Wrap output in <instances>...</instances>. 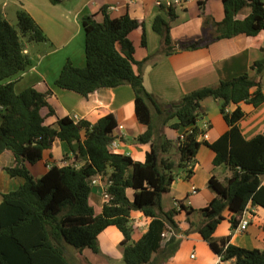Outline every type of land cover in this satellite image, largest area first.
Returning <instances> with one entry per match:
<instances>
[{
    "label": "trees",
    "instance_id": "16d2710c",
    "mask_svg": "<svg viewBox=\"0 0 264 264\" xmlns=\"http://www.w3.org/2000/svg\"><path fill=\"white\" fill-rule=\"evenodd\" d=\"M49 1L51 4L62 2ZM198 4L203 24L211 23L212 31L198 40L174 44L168 22L157 16L153 29L163 45L158 55L206 47L239 34L254 36L264 29V0H222L224 17L220 22L206 12V0ZM161 7L170 18L174 17L172 7ZM246 7L250 12L243 19L236 18ZM101 12L102 22L94 15L84 16L81 21L85 34V66L78 68L67 61L55 85L86 97L98 88L129 84L134 93L137 119L146 127L135 141L148 145L149 151L143 161H134L129 155L109 150L117 127L113 113L93 124L86 120L74 122L67 116L58 118L56 127L44 124L40 109L47 106L45 94L32 87L17 93L11 79L31 63L24 53L25 43L44 42L47 38L25 10L16 11L15 26L0 10V154L13 155V166L5 170L9 176L24 180L15 190L1 194L0 264H71L66 247L78 251L89 248L98 253V234L110 225L122 235L124 264H154V259L166 251L168 243L175 242L174 234L165 242L162 234L177 231L173 219L176 211H164L161 196L175 179V169L191 163L202 144L214 151V166L225 167L230 176L223 181L213 176L209 179L208 187L214 197L197 210L202 219L196 226L190 223L188 230L197 231L220 257L217 264H264V248L246 249L231 244L229 236L220 239L213 236L226 210L231 213L232 228H236L248 204L264 208L261 184L264 136L257 134L245 139L238 126L246 115L240 103L257 107L264 101L262 84L254 76L264 70V59L250 66L254 75L245 72L230 80H221L216 86L189 92L178 101L160 103L145 88L141 74L134 69L140 62L134 59V47L128 36L142 22L127 14L111 18L105 8ZM149 59L151 56L145 60ZM207 97L219 102L220 113L228 126L210 144L198 140L204 131L196 125L203 113L201 102ZM230 104L236 105L232 111L227 110ZM165 124L175 130L182 129V138L170 140L160 134L159 126ZM55 139L68 144L74 160L63 166L53 164L42 176L33 178L26 163L41 160L43 151L49 149ZM174 148L177 162L170 157ZM76 160L81 161V165L76 166ZM191 172L188 169L186 176ZM96 174L105 178V192L109 196L98 215L88 203L91 188L88 179ZM127 189L133 190L132 199L126 194ZM132 211H140L150 218L147 230L136 241L132 239ZM262 230L264 232V222Z\"/></svg>",
    "mask_w": 264,
    "mask_h": 264
},
{
    "label": "crops",
    "instance_id": "0c3cea01",
    "mask_svg": "<svg viewBox=\"0 0 264 264\" xmlns=\"http://www.w3.org/2000/svg\"><path fill=\"white\" fill-rule=\"evenodd\" d=\"M159 0H62L59 4H51L49 0H0V10L5 18L7 12L23 9L28 12L43 30L47 40L44 42H27L24 53L30 59V65L11 80L15 91L32 87L45 94L47 106L40 109L44 124L56 127L58 118L69 117L74 122L86 120L95 123L102 116L113 113L116 116L117 127L114 129V139L109 150L115 153L129 155L134 161H143L149 146L137 144L135 139L146 127L141 124L135 113L134 93L129 84H121L114 88H98L86 97L76 92L59 88L55 85L62 66L70 61L75 67L85 66V34L82 18L94 15L99 22L103 21L102 8L106 9L111 18L127 14L138 19L142 25L130 32L129 39L134 47V59L140 62L134 65L136 72L142 76L145 88L154 94L160 103L178 101L183 95L207 86H216L221 80H230L245 72L254 75L250 66L257 60L264 59V29L254 36L239 34L231 38H223L210 43L206 47L183 50L167 56L158 55L163 46L159 34L153 29L157 16L169 24V36L172 43L195 41L204 33L212 31L211 23L203 24L201 8L196 0L188 1L182 8L173 9L174 17L170 18ZM10 8L12 11H5ZM206 12L212 19L220 22L224 17L222 0H206ZM250 12L249 7L237 13L236 18L243 19ZM144 40V43H142ZM148 56L151 59L145 60ZM262 84L264 94V70L254 75ZM203 113L196 125L207 133V138H198L207 143L214 142L223 134L228 126L219 110V102L210 97L201 102ZM246 113L238 126L245 139H251L257 134L264 136V101L257 107L240 103ZM236 108L235 104L227 107L228 111ZM50 109L52 112H50ZM160 134L170 140H177L182 135V129L175 130L169 124L159 126ZM83 135V133H82ZM74 155L68 144L55 139L49 149L43 151L42 158L34 164L26 166L33 178L42 176L53 164L63 166L68 164ZM214 151L202 144L193 161L185 167L175 170L176 177L169 190L161 196V207L164 211L175 210L173 217L177 231L174 232L175 242L168 243L165 252L159 253L154 264H217L218 255L195 230H188L190 223L196 226L202 217L197 210L205 207L214 197V192L208 187V181L213 176L220 181L230 176V171L223 166H214ZM72 160V161H73ZM177 162V161H176ZM14 164L10 152L0 154V199L1 194L15 190L23 183L21 177H11L5 168ZM76 166L81 161H74ZM188 169L191 175L186 176ZM105 178L93 175L88 179L90 192L88 203L94 214L101 213L106 202ZM264 186V176L261 178ZM195 188L196 192L192 193ZM130 199L133 190L127 189ZM183 206H176L175 202ZM190 210L191 212H188ZM231 213L226 210L224 218L217 225L213 236L217 239L229 236V242L246 249H263L264 208L248 204L243 217L249 223L244 231L232 228ZM134 231L132 239L138 240L147 230L150 218L140 211L130 214ZM169 237V236H168ZM164 239V242L168 240ZM122 235L113 225L106 227L98 234L99 252L89 248L81 251L71 246L66 247V254L71 264H124L121 247ZM155 257V255H154Z\"/></svg>",
    "mask_w": 264,
    "mask_h": 264
},
{
    "label": "built area",
    "instance_id": "2783aa9c",
    "mask_svg": "<svg viewBox=\"0 0 264 264\" xmlns=\"http://www.w3.org/2000/svg\"><path fill=\"white\" fill-rule=\"evenodd\" d=\"M165 3H166V6L167 7H172L173 9H178V8H182L188 1L190 0H164ZM197 2L199 1H203V0H196ZM158 4H163L160 0L158 1ZM76 122V121H75ZM202 139H206L207 138V133L204 132L201 136H200ZM180 138H182V135L180 136ZM196 192V189L193 188L192 189V193H195ZM105 201H107L109 199V196L108 194L105 192L104 195H103ZM175 205L178 206V202L176 201L175 202ZM248 223L249 221L246 219V218H242V220L240 221V223L238 224L237 226V229L240 230V231H244L247 226H248ZM174 234L173 231H168L166 233H163L162 236L164 238H166V236H170ZM220 261V257L218 258V262Z\"/></svg>",
    "mask_w": 264,
    "mask_h": 264
},
{
    "label": "rangeland",
    "instance_id": "374dc122",
    "mask_svg": "<svg viewBox=\"0 0 264 264\" xmlns=\"http://www.w3.org/2000/svg\"><path fill=\"white\" fill-rule=\"evenodd\" d=\"M5 11H12L10 8H7ZM5 19L12 25V26H15L16 25V18L15 16L13 15L12 12H7V15L5 17ZM170 157L173 159V160H178V154H177V150L176 148H174L173 150H171V155ZM177 170H179V167L176 168ZM175 169V170H176Z\"/></svg>",
    "mask_w": 264,
    "mask_h": 264
}]
</instances>
